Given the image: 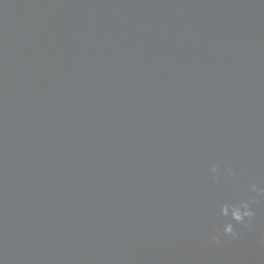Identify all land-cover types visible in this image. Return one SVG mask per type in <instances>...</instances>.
<instances>
[{
    "label": "water",
    "instance_id": "95a60500",
    "mask_svg": "<svg viewBox=\"0 0 264 264\" xmlns=\"http://www.w3.org/2000/svg\"><path fill=\"white\" fill-rule=\"evenodd\" d=\"M252 184L264 0H0V264H264Z\"/></svg>",
    "mask_w": 264,
    "mask_h": 264
},
{
    "label": "clouds",
    "instance_id": "9594fccd",
    "mask_svg": "<svg viewBox=\"0 0 264 264\" xmlns=\"http://www.w3.org/2000/svg\"><path fill=\"white\" fill-rule=\"evenodd\" d=\"M218 168V165H213L211 171L216 173ZM225 171L230 176L235 175L231 166L226 168ZM213 179L218 180L219 177L213 176ZM251 189L253 192H258L259 194L264 195V187H260L257 184H252ZM253 203H255V201L250 198L241 199L237 203H225L222 206L221 213L223 216L229 218L228 222L224 224L222 231L217 230L215 233H213L211 235V239L217 244H220L222 242V238L225 236H231L233 239H238L240 233L237 231L233 221L240 224L247 222V224L250 225L252 218L256 215L255 209L253 208Z\"/></svg>",
    "mask_w": 264,
    "mask_h": 264
}]
</instances>
